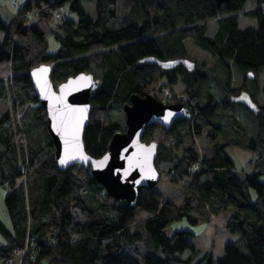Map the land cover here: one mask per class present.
I'll list each match as a JSON object with an SVG mask.
<instances>
[{"label":"trees","instance_id":"obj_1","mask_svg":"<svg viewBox=\"0 0 264 264\" xmlns=\"http://www.w3.org/2000/svg\"><path fill=\"white\" fill-rule=\"evenodd\" d=\"M23 1L8 20L0 17V186L9 189V223L0 219V263L13 258L14 264H264V105L246 85L230 87L232 69L242 76L252 72V85L264 71V0L242 12L257 21L245 29L238 28L236 13L247 0L220 7L214 0H94V17L83 0ZM60 7L63 16L56 20L53 11ZM50 36L60 42L56 53H48ZM188 39L214 57L211 72L142 62L188 58ZM42 64L50 66L55 88L81 72L96 78L83 134L94 158L125 129L111 112L121 111L131 95L183 102L190 119H177L169 129L150 124L141 138L158 144L156 169L181 189L165 196L157 187H144L136 204L127 206L112 199L89 168L58 169L46 112L29 77ZM212 76L218 96L210 90ZM241 90L258 104L257 115L230 100ZM236 106L252 119V129L237 118ZM203 134L204 152L196 143ZM226 145L255 153L252 169L237 172ZM228 208L225 226L238 238L216 260L199 258L190 230L165 232L176 220L196 225ZM22 249L25 255L16 254Z\"/></svg>","mask_w":264,"mask_h":264},{"label":"water","instance_id":"obj_2","mask_svg":"<svg viewBox=\"0 0 264 264\" xmlns=\"http://www.w3.org/2000/svg\"><path fill=\"white\" fill-rule=\"evenodd\" d=\"M214 1L220 7L229 0ZM142 62H152L163 69L179 64L188 71L196 68V63L189 58L161 61L149 57ZM50 71V66L42 64L31 69L29 77L38 103L46 112V127L54 144L56 166L60 170L76 165L89 168V175L112 199L124 201L127 206L135 205L140 189L156 187L161 177L154 163L158 144L141 139L146 127L158 123L169 129L175 120L190 119L192 114L180 101L164 103L152 94H133L129 103L122 107L125 129L113 134L107 151L94 158L85 150L83 134L91 111L90 95L98 85L96 78L92 73L81 72L55 88L50 80ZM245 77L253 80L254 74L249 71ZM230 100L244 105L255 115L260 111L245 90L231 95Z\"/></svg>","mask_w":264,"mask_h":264},{"label":"rangeland","instance_id":"obj_3","mask_svg":"<svg viewBox=\"0 0 264 264\" xmlns=\"http://www.w3.org/2000/svg\"><path fill=\"white\" fill-rule=\"evenodd\" d=\"M15 2L17 3V5L15 4ZM23 4V0H0V17L5 21L8 20L9 17H11L22 7ZM83 4L86 7L87 11L90 13V15L94 17V0H83ZM256 6L257 3H255L254 0H247L243 10H240L236 13L238 18L239 29H245L248 27L256 26L257 21L255 18L248 17L242 14L243 11L252 7L254 8ZM183 45L188 58L196 63L197 69L207 73L212 71L214 65V57H212L209 53L196 47L189 39L185 40ZM59 46L60 42L56 37H48V53H56L59 49ZM94 74L98 75V72L94 71ZM263 77L264 71L260 74V76L255 79V83L252 85L251 82L245 76H242L236 70L232 69L230 87L237 88L242 84L246 85V87L250 91H253L255 93L257 103L259 105H264V95L261 91ZM173 89V91L178 96L181 95V91L177 90L175 87H173ZM210 90L215 96L219 95L220 91L213 76L210 80ZM236 108H238V110L236 111L237 118L248 128L252 129V119L249 117L247 118L244 115V113L246 112L241 106H236ZM221 111L227 114L232 113V109H229L227 111ZM111 117L115 122L119 123L125 128V116L122 110L112 111ZM204 134L197 137L196 139L197 146L199 149H201L202 152H204V147L208 146V140L205 138ZM220 141L224 143L225 139L221 138ZM224 150L231 159L234 169L237 172H247L252 169L250 162L255 158V153L234 145H226L224 147ZM156 187L165 196H169L170 194L179 191L182 186L176 183H169L164 176H161ZM8 191L9 189L7 187L0 186V219L5 223H7L8 221V215L4 204V197L8 193ZM230 213V208L223 209L217 214H214L211 217L210 221L201 222L196 225L190 224L185 218L181 220H176L166 227L165 232L168 236H172L174 232L178 230H190L194 234L190 237V240L192 244L196 247L199 254V258L206 256L212 257V259L216 260L219 256L223 254L225 245L238 238L237 234L230 233L225 226Z\"/></svg>","mask_w":264,"mask_h":264},{"label":"built area","instance_id":"obj_4","mask_svg":"<svg viewBox=\"0 0 264 264\" xmlns=\"http://www.w3.org/2000/svg\"><path fill=\"white\" fill-rule=\"evenodd\" d=\"M15 4L17 5L16 2H15ZM61 12H62V7H60L59 10L53 11V15H54L56 20H59L60 17L63 16ZM26 15H28L30 21L33 20V18L35 17V14L32 13L31 11H27ZM164 91L167 92V89H164ZM180 96H181L182 100H185V97L183 95H180ZM27 106L32 107V106H34V103L30 102L27 104ZM17 119H18V116H17ZM25 251H26L25 249H22V250L17 251L16 254H20L23 256V255H25ZM0 264H14V260H13V258H9L8 260H6ZM17 264H21L20 261Z\"/></svg>","mask_w":264,"mask_h":264},{"label":"crops","instance_id":"obj_5","mask_svg":"<svg viewBox=\"0 0 264 264\" xmlns=\"http://www.w3.org/2000/svg\"><path fill=\"white\" fill-rule=\"evenodd\" d=\"M254 156H255V155H254ZM7 223H9V219H8ZM0 240H1V238H0Z\"/></svg>","mask_w":264,"mask_h":264},{"label":"flooded vegetation","instance_id":"obj_6","mask_svg":"<svg viewBox=\"0 0 264 264\" xmlns=\"http://www.w3.org/2000/svg\"><path fill=\"white\" fill-rule=\"evenodd\" d=\"M181 102V101H180ZM172 103H175V102H172ZM183 103V102H182Z\"/></svg>","mask_w":264,"mask_h":264}]
</instances>
